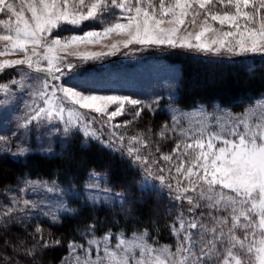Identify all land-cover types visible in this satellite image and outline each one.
<instances>
[{"label": "snow or ice", "instance_id": "obj_1", "mask_svg": "<svg viewBox=\"0 0 264 264\" xmlns=\"http://www.w3.org/2000/svg\"><path fill=\"white\" fill-rule=\"evenodd\" d=\"M85 23L99 28L61 35L64 26L81 28ZM113 36L120 39L103 45L107 53L81 51ZM130 45L264 56V0H0V76L16 70L19 77L0 81V96L7 102L16 92L27 91L30 97L18 128L55 121L66 134L77 131L99 141L158 181L176 205V219L169 225L174 247L154 245L147 230L106 233L87 239L88 247L70 242L61 264H264V100L238 114L220 108L209 113L203 106L192 114L174 112L172 122L161 126L153 140L151 128L140 130L135 124L145 111L155 110L157 99L62 82L79 66L73 59L87 62ZM169 140L174 146L163 151ZM9 143L0 135V144ZM27 151L18 146L16 154ZM92 178L98 181L91 185L95 195L99 177ZM36 187L26 183L20 192ZM43 188L61 193L55 182ZM103 191L107 195L110 190ZM11 201L0 207V221L37 206L23 195H13ZM99 202L123 207L125 197L117 193ZM57 205L58 210L63 207L62 199ZM45 215L58 222L55 212ZM35 231L37 243L25 249L28 256H35L38 246L60 245L46 239L40 226ZM93 247L103 254L91 259Z\"/></svg>", "mask_w": 264, "mask_h": 264}, {"label": "trees", "instance_id": "obj_2", "mask_svg": "<svg viewBox=\"0 0 264 264\" xmlns=\"http://www.w3.org/2000/svg\"><path fill=\"white\" fill-rule=\"evenodd\" d=\"M161 56L180 65L177 105L183 108L217 103L238 113L264 94V58L260 56L224 58L190 50H172ZM146 116L153 120V128L160 129L156 122L161 120L168 124L164 115L146 112ZM169 147L164 144L162 150L168 151ZM0 161V189L13 185L22 176L56 179L61 185L80 188L88 173L94 171L104 174L113 189L124 193L125 197L123 207L78 205L77 211L64 216L58 225L34 221L43 227V236L61 243L43 248L42 257L36 254L29 256L31 259L28 260L23 247H33L32 244L37 243L33 238L38 235L34 224H30V230H23L25 244L23 246L21 240L22 250L17 255L16 264H58L67 254L69 242L83 243L89 237H100L108 232L129 234L147 230L154 244L173 242L169 225L176 218V205L170 201L167 190L163 193L141 189V169L119 152L97 142L82 145L80 136L76 135L62 154L49 157L34 153L25 160L2 157ZM90 225L93 226L92 231H89ZM19 245L17 242V247Z\"/></svg>", "mask_w": 264, "mask_h": 264}, {"label": "rangeland", "instance_id": "obj_3", "mask_svg": "<svg viewBox=\"0 0 264 264\" xmlns=\"http://www.w3.org/2000/svg\"><path fill=\"white\" fill-rule=\"evenodd\" d=\"M93 27L99 28V25L85 23L81 28L64 26L61 35H67L71 32L78 33ZM190 30L198 31V28ZM118 39L120 38L113 36L108 40L102 41L101 44L88 45L86 47L82 46L81 51L86 50L91 52L107 53L109 51V48L104 47L103 45H110L112 42ZM172 50L189 51V49L186 48H172L167 45H130L129 49L120 47L118 50H115L112 55H103L99 58L88 60L87 62L73 59V63L79 66L76 67L72 72L64 76L62 78V82H64L66 85L87 86L88 88L100 93L130 95L146 100L157 99L158 104L154 106L155 110L153 112L145 111L142 117L135 124L136 129L147 130L148 128H151L153 132V140L157 139L155 133L159 129H157L156 127L153 128L152 124L154 122L153 120H151V118L146 116V112L151 115H164L165 117H167L168 124L172 122L171 117L174 112L192 114L200 106H203L204 109H206L209 113L213 112L216 108L227 109L229 112L235 113L229 107H225L217 103L213 104L212 106H207L200 103L195 107L190 108H183L177 105V90L181 77L180 65L178 63L170 62L161 56L162 53L165 54L166 52ZM190 51L202 53L195 50ZM206 55L224 58L233 57V55L224 53L220 55L209 53ZM253 56H260L264 58V56L258 54L239 55V57ZM7 58L17 59L20 57L9 56ZM65 71L67 72V69H65ZM14 76L19 78L17 76L16 70H7L2 76H0V81L7 82ZM60 82L61 81H57L56 83ZM29 100L30 97L27 95V91L16 92L15 96L10 98L7 102H5L3 97L0 96V135H4L5 137H8L10 139L9 144H0V158L7 157L15 160H25L29 155L34 153L49 157L56 156L62 154L66 150L70 140L76 135L80 136V142L82 145H88L90 142H97L104 146V144L100 143L99 141L86 139L82 133L77 131H72L66 134L63 130V124L55 121L51 123L43 122L39 125L33 124L27 130L18 128V124L21 122L24 115L25 102ZM261 100H264V94L256 98L252 102V104L247 106L245 109H248L250 106L257 104ZM181 123L183 126L187 127L186 120H182ZM164 124H167L166 120L156 122V125L163 126ZM102 139L107 142V130H104ZM164 144H167V146H171L168 148V151H170L174 146V141L169 140ZM18 146H25L28 148V151L23 155L16 154ZM120 154L128 158L124 154ZM1 163L2 162L0 161V164ZM92 174H95L97 177H99L100 190L95 192V195L91 190V185H93L94 183H98V181L92 178ZM141 174V189L151 191L154 190L164 193L166 189L160 190L158 187V181L153 180L151 177H146L142 170ZM53 182H55V185L58 186L61 190L60 195H56L55 193H47L44 190L43 185H52ZM26 183H31L38 187H36L35 190H33V188H27L24 193H21L20 189L24 187ZM104 189L110 190L107 195L104 194ZM117 193L122 192L114 190L104 174L94 171H90L88 173L86 180L80 188L72 185H61V183L56 179L46 180L39 178H30L29 176L19 177L13 185L4 186L2 189H0V207L10 205L12 202L11 197L13 195L17 197L23 195V198L33 201L37 206L28 209L24 213H14L12 218H4L3 221H0V264H16L17 255L22 250V243L23 246L25 244V240L23 241V239L26 237V234L23 230H30L29 227H31L33 224L34 230L37 226H40L43 229L41 225L34 223V221H44L50 224L58 225L62 222L64 216L73 215L77 211L78 205H84L94 208H100L102 206L107 208L121 206L119 203L112 204L108 202H99L107 201L109 195L115 196V194ZM93 195L95 200L98 202H93ZM61 199L63 207L59 208L58 210L57 201H60ZM185 207L187 206L185 205ZM64 209H67V211H65ZM51 212L56 213L57 217L59 218L58 222L53 223L51 215H45V213ZM121 232L125 233L124 231L108 233L118 234ZM130 234L131 233H129L128 235ZM102 236L95 238L100 239ZM45 238L50 240L48 237ZM87 239H85L83 243L79 244L88 247ZM17 242L20 243L18 247ZM154 245H169L174 247L175 238L173 237V242L171 244ZM23 249H28V247H23ZM42 249L43 248L39 246L37 248L36 254L39 257L43 256ZM78 252L81 255L83 254L80 250H78ZM7 254L8 256H6ZM102 254V248L100 252H97L93 247L90 258L95 259L97 255ZM68 255L69 252H67L64 257ZM30 259L31 258L28 256V260ZM61 261L58 264H61Z\"/></svg>", "mask_w": 264, "mask_h": 264}]
</instances>
